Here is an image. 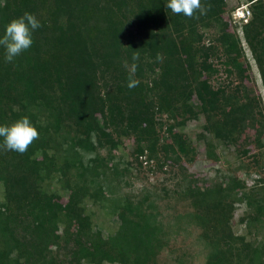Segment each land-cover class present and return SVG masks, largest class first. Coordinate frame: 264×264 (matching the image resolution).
I'll return each instance as SVG.
<instances>
[{"label":"trees","instance_id":"16d2710c","mask_svg":"<svg viewBox=\"0 0 264 264\" xmlns=\"http://www.w3.org/2000/svg\"><path fill=\"white\" fill-rule=\"evenodd\" d=\"M166 2L0 0V36L24 12L42 24L32 34L30 49L14 61L7 62L0 47V126L26 116L39 132L24 154L0 150V183L14 206L0 211V264H157L161 225L149 212V196L117 197L111 191L124 176L118 161L109 165L124 136L134 139L138 165L142 157L162 156L158 166L168 160L178 166L182 179L176 192L190 202L201 239L210 248L202 264H264L263 242L247 239L232 226L235 203L247 198L243 191L234 192L243 182L235 180L232 192L221 183L198 185L180 163L190 150L183 134L169 126L171 140L163 141L159 133L163 115L179 116V125L202 116V129L210 135L207 146L212 139L237 144L263 117L242 39L264 91V0H246L251 17L241 25L243 38L228 28L226 0H201L211 9L199 19L172 13ZM207 30L212 37L207 38ZM218 49L224 57L218 62L231 79L214 85L220 68L212 56ZM133 52L140 55V83L129 89L124 61L131 64ZM36 111L46 113L44 127ZM53 182L63 194L45 188ZM263 189L248 201L254 215L241 221L264 226ZM86 199L116 206L113 233L103 236L91 225ZM17 215L21 221L11 224Z\"/></svg>","mask_w":264,"mask_h":264},{"label":"rangeland","instance_id":"374dc122","mask_svg":"<svg viewBox=\"0 0 264 264\" xmlns=\"http://www.w3.org/2000/svg\"><path fill=\"white\" fill-rule=\"evenodd\" d=\"M226 1L228 8L224 13V18L231 21L228 28L231 31L235 30L242 37L241 25L251 17V9L246 0ZM242 4L247 5L250 13L246 14L244 18L233 17L232 11L234 9H232V6L234 8L236 6L242 7ZM206 34L207 38L212 37L210 30H207ZM210 39L205 40L206 44ZM242 43L245 50L246 44L243 39ZM248 51L249 53L245 50L250 65L249 73L261 95L264 107V91L260 75L250 50L248 49ZM221 55V49H218L216 54L212 56V60L220 68V72L212 77L211 82L214 85L222 82L227 83L231 79L223 71L224 66L218 62L220 58H224ZM36 113L40 116L37 118L39 119L38 122L44 127V124H47L46 113L44 111H36ZM163 117L164 124L161 128L159 127L161 140H171L170 133L167 130L169 126H173L174 133L183 134L190 150H188V156H182L180 163L197 180L198 185L205 187L212 186V183L215 185L221 183L223 187L230 189L232 192L235 180L243 182V188L235 189L234 192L238 191L239 196L242 195L241 192L243 191L247 198L244 197L241 201L235 203L236 208L232 219L233 229L236 233L245 234L247 239L251 241H259L264 244V226L261 227L258 222L249 220L241 221V218L246 215H254L253 210L248 206V201H252L256 196H259V194L257 195L258 189L264 186V114L263 117L257 118L254 124L243 132L240 136L241 142L226 144L212 139V146L206 145L205 137H210V135L202 129L204 123L202 116L187 120L184 125L178 124L182 121L179 116L176 119L166 118V115H163ZM257 132L259 133V140L263 144L262 146L258 144ZM134 148L133 137L124 136L122 142L113 150L115 158L109 162V165H112L114 161H118L120 173L124 172V176L117 179L120 184L111 188L113 195L117 197L127 195L134 198L143 195L149 196V199L145 200L150 203L151 207L149 209L151 210L149 212L156 215L157 218H154V220L161 225V232L159 233L160 248L156 255L157 264L204 263L210 248L201 239L202 227L192 214L193 210L190 202L176 192L182 179L179 175L180 171L177 169L178 166L174 160H168L163 166H158V162L163 163L162 156H159V159L153 158L149 161L142 157L143 163L140 166L133 160ZM49 150V153H52V149ZM244 150H247V152ZM106 153L105 149L100 151L101 156L106 155ZM3 158H6L4 153ZM170 164H174L173 168ZM45 188L63 194V188L55 182L45 184ZM261 198L264 199V189ZM99 203H95L90 199L83 202L87 208V213H89L91 225L101 228L103 236H106L117 229L118 221L113 213L116 206L113 205L114 208L111 209L109 206L105 207L107 202ZM7 207L14 206L7 203L4 186L0 183V211H5ZM145 207L147 206L143 205V208ZM16 219L17 222L11 221V224L17 225L21 221L19 215L16 216ZM60 228L62 229V225H60ZM103 264L119 263L104 262Z\"/></svg>","mask_w":264,"mask_h":264},{"label":"clouds","instance_id":"9594fccd","mask_svg":"<svg viewBox=\"0 0 264 264\" xmlns=\"http://www.w3.org/2000/svg\"><path fill=\"white\" fill-rule=\"evenodd\" d=\"M166 8L174 14H183L189 19H199L201 15H206L211 9V4H202L201 0H167ZM42 27L36 16L29 12H24L21 17L11 20L5 28L3 36H0V47L5 50V60L12 62L23 52L30 49L33 44L32 34ZM139 52H133L129 64L124 61L127 71V87L135 88L140 81L136 78L138 69ZM157 61H162L163 56L157 53ZM0 150L15 151L24 154L32 143L39 138V132L33 126L28 117H22L11 125L0 126Z\"/></svg>","mask_w":264,"mask_h":264},{"label":"built area","instance_id":"2783aa9c","mask_svg":"<svg viewBox=\"0 0 264 264\" xmlns=\"http://www.w3.org/2000/svg\"><path fill=\"white\" fill-rule=\"evenodd\" d=\"M241 8L240 7H236L233 11H232V16L233 17H239V18H244L246 14L250 13L249 9L247 8V5H246V8L244 10H239ZM240 12H242V16L240 15Z\"/></svg>","mask_w":264,"mask_h":264},{"label":"bare ground","instance_id":"6f19581e","mask_svg":"<svg viewBox=\"0 0 264 264\" xmlns=\"http://www.w3.org/2000/svg\"><path fill=\"white\" fill-rule=\"evenodd\" d=\"M245 8H246V5H245ZM245 8H243V6H242L239 10H244ZM240 15L242 16V12H240Z\"/></svg>","mask_w":264,"mask_h":264}]
</instances>
